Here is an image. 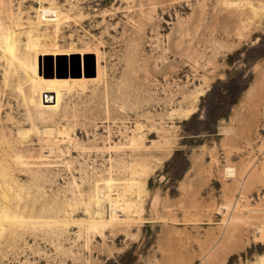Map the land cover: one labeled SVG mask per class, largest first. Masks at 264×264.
<instances>
[{
	"label": "rangeland",
	"instance_id": "obj_1",
	"mask_svg": "<svg viewBox=\"0 0 264 264\" xmlns=\"http://www.w3.org/2000/svg\"><path fill=\"white\" fill-rule=\"evenodd\" d=\"M0 18V209L24 217L0 264H264V0H0ZM41 42L75 60L39 63ZM36 62L87 77L34 86ZM109 179L133 220L94 227Z\"/></svg>",
	"mask_w": 264,
	"mask_h": 264
},
{
	"label": "bare ground",
	"instance_id": "obj_2",
	"mask_svg": "<svg viewBox=\"0 0 264 264\" xmlns=\"http://www.w3.org/2000/svg\"><path fill=\"white\" fill-rule=\"evenodd\" d=\"M38 10L41 14L42 21H44L46 23H51L54 20H56L57 10L55 7H53V6L41 7L40 6V8ZM2 18H0V34H1L2 39L6 45V48L3 51V55L5 54L7 56V55L11 54V52L13 50V44H14L13 42L15 40L16 32L14 31L12 26L8 25V27H6L7 25H6L5 21H3L4 19H2ZM41 45L44 46L46 49L40 51L39 58L37 60L39 63L40 62L44 63V62H47L48 60L53 61V62H58L59 60H62V59L67 60V62H71L75 57V56H72V54H70L66 50L65 51L61 50V49L60 50H57V49L51 50L49 45L45 44L44 42H41ZM62 53H66L68 55H64L63 58L59 57L60 55H57V54L63 55ZM54 55L55 56L57 55V56L54 58ZM79 56H80L79 57V61H80L81 55L79 54ZM26 74L28 76V79L33 83L34 86L42 84V83H51V86L53 89H57L58 85L60 83H67L69 85L72 78H78V77H81L83 75L82 71H80V74L77 77L70 76L69 73H66V74H64L65 77L61 78V77H59V73L57 71H55V72H52L51 78H46L45 75L42 74L41 69L37 68V62H36L35 71L34 70H32V71L27 70ZM94 75L96 76L95 55H94ZM64 78H66V79H64ZM54 102H55V94L53 92L46 91L42 94V104L49 105V104H53ZM55 129L53 127L52 128L51 127H44L41 130L37 129L35 131V133L40 134V135H45L47 137L51 136L53 138V143L57 142L58 140H60L59 142H61V139L64 140L63 138L67 137V134H68L67 132H69V131L65 130V128L57 129V130H55ZM28 132H31V131L28 129H24V128H18V130H17V134L21 135L24 140H26L25 136ZM47 137H45V138L47 139ZM136 137L138 139H140L141 135H137ZM136 137L134 135L133 140L131 141V144H134ZM49 139L50 138H48L47 140H49ZM51 141H52V139H51ZM44 143H46L47 145H46V147H44L42 149V151L46 150V152H49V154L48 153L47 154L42 153L41 156L47 158L52 153V148L48 147V143H50L49 141L44 142ZM230 178L236 179V175H231ZM125 182H126L125 184H127V185L132 184V182L129 179L125 180ZM112 185H113L112 179L105 180V187L107 188L108 191L101 190L96 194V197H95L96 205H98L100 200L104 199L107 201L108 208H109V210H108L109 218L108 219H105L102 217H99L98 219L92 218L91 220H89V224L94 226V227H97L104 222H107V223L115 222L118 224L128 225L130 223V220L132 219L131 218V214H132L131 212L133 211V208L136 206V205L134 206L135 202L131 199L124 197V194H122L119 191H116V193H112L110 191L111 190L110 188L112 187ZM136 195H138V194H136ZM131 206L133 207L131 209V211L130 210L126 211V208L128 207V209H129V208H131ZM96 214H98V216L101 215V213L99 211L96 212ZM0 216H1L0 217V228H3L4 225H16V224L20 225L21 223H24V217H22L21 215H17V214L8 215V214L4 213L1 209H0ZM230 219H231V217H229V220ZM257 229H258L257 230L258 233L264 231V224L258 226Z\"/></svg>",
	"mask_w": 264,
	"mask_h": 264
},
{
	"label": "water",
	"instance_id": "obj_3",
	"mask_svg": "<svg viewBox=\"0 0 264 264\" xmlns=\"http://www.w3.org/2000/svg\"><path fill=\"white\" fill-rule=\"evenodd\" d=\"M85 57H88L89 59H90V70H91V75L90 76H93L94 75V62H93V58H92V56H91V54H89L88 56L86 55ZM86 66L85 65H83V68H82V70H81V68L79 67V65H78V63L76 64V67L74 68V70L72 69L70 72H69V75L70 76H75V77H77V76H79V74H80V71H82V73H83V76H85V77H87L86 76Z\"/></svg>",
	"mask_w": 264,
	"mask_h": 264
}]
</instances>
